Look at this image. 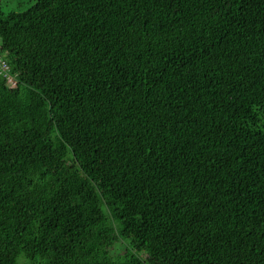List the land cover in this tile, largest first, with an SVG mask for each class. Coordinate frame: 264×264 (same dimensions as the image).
<instances>
[{"label": "trees", "instance_id": "trees-1", "mask_svg": "<svg viewBox=\"0 0 264 264\" xmlns=\"http://www.w3.org/2000/svg\"><path fill=\"white\" fill-rule=\"evenodd\" d=\"M0 55V264H264V0L0 1Z\"/></svg>", "mask_w": 264, "mask_h": 264}, {"label": "rangeland", "instance_id": "rangeland-1", "mask_svg": "<svg viewBox=\"0 0 264 264\" xmlns=\"http://www.w3.org/2000/svg\"><path fill=\"white\" fill-rule=\"evenodd\" d=\"M0 1H1V9L3 10L4 13H8L12 10H17V11L26 10L36 0H0ZM125 243H128V242L126 241ZM128 246H129V243H128ZM123 248H124V246L122 245V242L116 243L112 249V252L115 254L121 253ZM127 248L128 247H126V249Z\"/></svg>", "mask_w": 264, "mask_h": 264}, {"label": "built area", "instance_id": "built-area-1", "mask_svg": "<svg viewBox=\"0 0 264 264\" xmlns=\"http://www.w3.org/2000/svg\"><path fill=\"white\" fill-rule=\"evenodd\" d=\"M0 72H2V74H8L10 72L9 65L6 63V61L3 59L1 55H0ZM10 75L11 73L6 76L9 81L13 79V77Z\"/></svg>", "mask_w": 264, "mask_h": 264}, {"label": "bare ground", "instance_id": "bare-ground-1", "mask_svg": "<svg viewBox=\"0 0 264 264\" xmlns=\"http://www.w3.org/2000/svg\"><path fill=\"white\" fill-rule=\"evenodd\" d=\"M9 74V73H8ZM8 74H5V75H8Z\"/></svg>", "mask_w": 264, "mask_h": 264}]
</instances>
